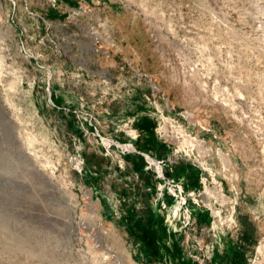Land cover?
I'll list each match as a JSON object with an SVG mask.
<instances>
[{"label": "rangeland", "instance_id": "obj_1", "mask_svg": "<svg viewBox=\"0 0 264 264\" xmlns=\"http://www.w3.org/2000/svg\"><path fill=\"white\" fill-rule=\"evenodd\" d=\"M0 264H264V0H0Z\"/></svg>", "mask_w": 264, "mask_h": 264}, {"label": "crops", "instance_id": "obj_2", "mask_svg": "<svg viewBox=\"0 0 264 264\" xmlns=\"http://www.w3.org/2000/svg\"><path fill=\"white\" fill-rule=\"evenodd\" d=\"M121 108L123 109V105ZM93 127L96 129L98 128L94 126V124ZM139 128L142 131L141 133H145L146 130L143 127ZM100 130L101 133L99 132L95 139L99 140L101 144L98 145H100L101 148L89 141L87 142V140L84 143L83 156L85 166L88 170H107L111 167L113 168L115 165L113 151L123 149L126 167L125 171H123L124 174L118 173V176L127 179V181H129V187L135 192L130 193L127 201L131 200V202L134 203V201L137 200L136 193L141 194V199H138V201L141 203L147 202V206L150 209L147 214L153 215V212L157 211V200L163 195L157 189L159 188L158 180L155 177L156 174H154V169L150 165V163H152L150 160L152 159L148 161L146 158L162 155L160 153L163 151L160 152L159 149L161 142L155 139L154 136L143 138L141 134L136 138L128 137L124 134H120L116 128L106 127L103 126V124L102 126L100 125ZM106 139H109V141H106ZM105 142H107V144H105ZM125 144H129L130 147L125 146ZM110 152H112V155ZM177 173H180V171H177ZM150 215H148V217H150L149 220L153 217Z\"/></svg>", "mask_w": 264, "mask_h": 264}, {"label": "built area", "instance_id": "obj_3", "mask_svg": "<svg viewBox=\"0 0 264 264\" xmlns=\"http://www.w3.org/2000/svg\"><path fill=\"white\" fill-rule=\"evenodd\" d=\"M122 153H123V149H121L120 151H119V153H118V156L119 155H122ZM117 156V158L119 159V157ZM119 161H120V159H119ZM159 162V160L157 161V163ZM158 166H159V163H158ZM155 169H156V167H154ZM157 170V173H158V171L160 172L161 170H158V169H156Z\"/></svg>", "mask_w": 264, "mask_h": 264}, {"label": "bare ground", "instance_id": "obj_4", "mask_svg": "<svg viewBox=\"0 0 264 264\" xmlns=\"http://www.w3.org/2000/svg\"><path fill=\"white\" fill-rule=\"evenodd\" d=\"M150 161L154 164L156 169L161 170L160 167L158 166V163L155 160H150Z\"/></svg>", "mask_w": 264, "mask_h": 264}]
</instances>
